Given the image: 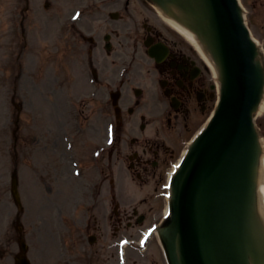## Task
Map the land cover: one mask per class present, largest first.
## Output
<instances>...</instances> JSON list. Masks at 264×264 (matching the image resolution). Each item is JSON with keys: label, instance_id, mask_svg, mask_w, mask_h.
I'll use <instances>...</instances> for the list:
<instances>
[{"label": "flooded vegetation", "instance_id": "af4514ba", "mask_svg": "<svg viewBox=\"0 0 264 264\" xmlns=\"http://www.w3.org/2000/svg\"><path fill=\"white\" fill-rule=\"evenodd\" d=\"M104 39L109 40L110 37ZM117 41V44H108V49L115 52L119 65L113 72L106 71L100 77L106 83L108 94L113 88L118 92L120 107L118 121L113 123L111 115H107V126L114 128L113 143L105 149V177L108 179L110 198L114 200L115 234L143 227L151 215L158 222L162 208L160 185L186 138V135L176 132L181 115L186 107L196 110L195 105H198L191 115L192 123L196 124L208 107L212 89L206 67L199 65L188 51L175 47V44L170 46L162 61L157 63L149 59L148 65L132 66L124 64L125 40L118 38ZM134 41L148 44L149 47L143 46L142 51L148 55L150 48L167 39L155 27H147L145 22L137 30ZM94 44L95 53L98 45ZM93 73L94 79L95 71ZM67 125H70L69 122L60 117L42 127V134L50 140L49 157L53 164L62 163L63 153H59L56 138L66 134L64 127ZM47 148L48 140L45 144ZM125 176L137 185L138 193L124 186ZM115 185L118 188H114ZM94 200L92 214L103 207L96 204L97 197ZM136 213L141 216L138 218ZM91 227L93 230L98 228Z\"/></svg>", "mask_w": 264, "mask_h": 264}, {"label": "water", "instance_id": "95a60500", "mask_svg": "<svg viewBox=\"0 0 264 264\" xmlns=\"http://www.w3.org/2000/svg\"><path fill=\"white\" fill-rule=\"evenodd\" d=\"M209 6L223 69L222 103L177 182L175 223L184 264H236L227 222L233 196L246 180L253 139L249 114L261 78L233 0H209Z\"/></svg>", "mask_w": 264, "mask_h": 264}, {"label": "rangeland", "instance_id": "374dc122", "mask_svg": "<svg viewBox=\"0 0 264 264\" xmlns=\"http://www.w3.org/2000/svg\"><path fill=\"white\" fill-rule=\"evenodd\" d=\"M47 1L51 3L52 9L57 10L60 15H62L65 10L68 11V9H71L73 6H77V12L84 11L82 15L84 19L100 17L99 15L103 9L97 5H89V2L96 0H71L74 1L73 5H69L70 0ZM43 2L44 0H26V2L24 0H0V264L14 263L13 257L18 253L16 240L19 237L18 230L20 227L22 228L24 239L28 245L27 256L31 264H56L61 245L60 234L64 229L61 226L60 217H66L67 213H69L68 209L62 208L61 210H58L57 208H61L67 204V198L63 200V197H59V195L72 193L71 187L67 185V183L60 181L61 186L56 188L53 201H48L49 198L44 195L39 183H37L40 182L41 171H37V174H29L28 170H34L31 168L26 170L25 163L29 162L30 157L27 150H30L29 145L33 139L39 141L38 144L41 145L39 148V155L42 161V153L45 151L42 148L44 142H41V139L39 138L40 136H37L36 138L23 135L22 137L26 138V142L24 143V145H26L14 148V151L18 154L17 157L10 150L13 136V128L10 125L13 110L8 100L10 98L9 82H11L13 75H11L10 72L11 65L8 42L13 28V19L14 21L20 20L21 10L24 8L23 5L25 3L28 11L25 12V14L23 13L22 18L26 20V23H28V20L30 21L31 26L28 28L30 29L29 33L31 34L32 25L34 23L33 19L35 17H46L45 13L42 11ZM120 2H124V0H111L112 5L110 6V9H114ZM132 2L133 1L131 0L129 1V8L132 7L136 16L140 17L139 15L144 13L145 9L137 1H135L134 4H132ZM57 3H62V5H57ZM78 4H81V6ZM241 4L245 10V17L250 25L252 36L258 44L256 62L262 69H264V0H241ZM57 7L64 8V11L60 12ZM16 8L18 9L16 10ZM71 12L72 10L69 11V13ZM37 35H42L43 37L33 36L28 38L29 46L27 53L23 58L27 60L29 65V67H26V74L19 83L21 98L26 100L24 104L29 102V93L32 98H36L33 102H39L37 101V98L41 99V96L38 92L33 91L34 87L40 88L46 79L62 73L58 70V67L51 63L50 52L45 50V45L50 43L45 42V32H38ZM46 69L50 70L46 72ZM27 88L29 89L28 93ZM255 116L257 117L255 121L256 123L261 118L264 123V108L257 112ZM31 154L33 155L31 159L32 163L37 164L38 153L32 151ZM83 156H85L83 159L87 160L86 155L80 154V157ZM38 166L40 167V162L38 163ZM43 166L44 164L42 161L41 167ZM39 167L37 169L40 170ZM14 171L18 177V192L23 206V212L21 214L17 212V208L10 192V178ZM30 183L32 185H30ZM46 187L54 189L53 185ZM39 193L41 196L38 197ZM107 201L110 202L109 195L107 196ZM16 220L19 222V227L17 225L16 227L14 226ZM94 220V226H97L98 228L95 230L90 228L89 232L99 237V242L95 243V245L103 244V242H107V239L109 238L105 237V230L110 227L109 215L97 208L93 214V221ZM66 228L68 229L67 225ZM71 233L73 235V232ZM128 234H130L129 231ZM65 238L68 239V237ZM73 245H78V241L74 244L72 243V246ZM155 245L156 242L153 241L147 254H153L154 252L158 254V249L155 248ZM126 252L127 258H130L129 264H149V261H141L140 258H138L139 256L130 248H128ZM113 254V259L116 260L115 253Z\"/></svg>", "mask_w": 264, "mask_h": 264}, {"label": "bare ground", "instance_id": "6f19581e", "mask_svg": "<svg viewBox=\"0 0 264 264\" xmlns=\"http://www.w3.org/2000/svg\"><path fill=\"white\" fill-rule=\"evenodd\" d=\"M166 6L165 10L159 5L154 3V8L158 14L166 21L168 25L174 28L180 33L194 48L198 51L206 64L211 67L214 75H219V62L213 54V50L209 47V41L207 38L203 39V36H197L189 28L197 29L200 24L203 27L208 25V10L204 0H163ZM167 11L179 19H173L167 14ZM206 48V52L203 51ZM221 82L218 83V85ZM264 93L260 97V101L256 107V110L263 108ZM257 148L259 150V143L257 142ZM256 148V150H257ZM258 154V153H257ZM262 162V168L264 172V156L260 158ZM261 177L258 175V168L254 165L252 168V175L250 178V186L254 188V193L247 194V198L244 199L243 212L246 217H249L250 221H247L243 228V241H245L246 249L243 250V254L247 260V264H264V182H261ZM257 183V187H256ZM263 198V199H262ZM232 241L233 237L238 239V230L235 225L231 226ZM241 236V235H240ZM177 245V244H176ZM243 245V246H245Z\"/></svg>", "mask_w": 264, "mask_h": 264}]
</instances>
